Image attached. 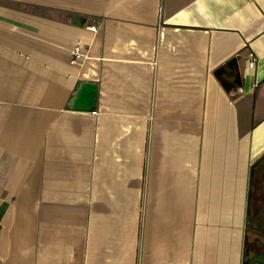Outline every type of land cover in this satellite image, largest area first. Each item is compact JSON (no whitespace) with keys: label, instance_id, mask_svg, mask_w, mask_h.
Segmentation results:
<instances>
[{"label":"crops","instance_id":"obj_1","mask_svg":"<svg viewBox=\"0 0 264 264\" xmlns=\"http://www.w3.org/2000/svg\"><path fill=\"white\" fill-rule=\"evenodd\" d=\"M261 229L264 0H0V264H244Z\"/></svg>","mask_w":264,"mask_h":264},{"label":"flooded vegetation","instance_id":"obj_2","mask_svg":"<svg viewBox=\"0 0 264 264\" xmlns=\"http://www.w3.org/2000/svg\"><path fill=\"white\" fill-rule=\"evenodd\" d=\"M261 230H262V232H264V229H261ZM258 232L261 235L260 225H257V234H258ZM263 252L262 251H255V252L249 251V254L247 255L246 259H250L251 258V259L257 260V261H255L252 264H264V253Z\"/></svg>","mask_w":264,"mask_h":264},{"label":"built area","instance_id":"obj_3","mask_svg":"<svg viewBox=\"0 0 264 264\" xmlns=\"http://www.w3.org/2000/svg\"><path fill=\"white\" fill-rule=\"evenodd\" d=\"M74 55H75V58H77V57L80 56V50H79V48H76V49L74 50ZM250 65H251V66H254V65H255V59H252V60H251Z\"/></svg>","mask_w":264,"mask_h":264},{"label":"water","instance_id":"obj_4","mask_svg":"<svg viewBox=\"0 0 264 264\" xmlns=\"http://www.w3.org/2000/svg\"><path fill=\"white\" fill-rule=\"evenodd\" d=\"M255 261H257V260H254V259H246L245 260V262H244V264H252V263H254Z\"/></svg>","mask_w":264,"mask_h":264}]
</instances>
